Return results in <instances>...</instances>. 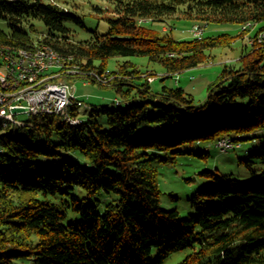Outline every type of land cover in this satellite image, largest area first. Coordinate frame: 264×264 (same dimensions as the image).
I'll use <instances>...</instances> for the list:
<instances>
[{"label":"trees","instance_id":"1","mask_svg":"<svg viewBox=\"0 0 264 264\" xmlns=\"http://www.w3.org/2000/svg\"><path fill=\"white\" fill-rule=\"evenodd\" d=\"M178 13V20L206 27L257 26L264 22V0H118L114 16L105 19L107 32L80 43L70 40L65 25L82 24L71 12L48 0H0L8 26L0 43L31 48L36 21L45 29L37 43L73 56L85 72L103 73L111 58L144 57L164 69L163 81L206 63L208 51L230 48L238 36L175 40L142 24ZM241 54L239 67H222L202 103L182 88L153 92L141 70L125 61L112 71L120 76L116 107L90 105V116L77 126L56 116L0 124V264H162L184 249L190 253L178 264H264V172L252 171L253 162L240 161L252 176L246 183L209 174L213 183L190 198L195 213L186 218L160 208L154 166L223 137L239 148L259 139L248 156L264 164V135L256 136L264 132V49L252 45ZM100 195L115 199L100 210Z\"/></svg>","mask_w":264,"mask_h":264},{"label":"rangeland","instance_id":"2","mask_svg":"<svg viewBox=\"0 0 264 264\" xmlns=\"http://www.w3.org/2000/svg\"><path fill=\"white\" fill-rule=\"evenodd\" d=\"M117 1L118 0H48V2L58 6L59 9L69 11L81 18L82 24L74 21H67L65 23L66 27L70 30V40L73 43L84 42L93 35V32H96L99 35L105 34L109 27L105 19L114 16ZM180 16L181 14L178 13L170 18H165L163 22H147L146 20V22L143 21L142 24L147 27H151L162 34L169 32L175 40H188L190 38L200 39L203 36H216L222 33H229L231 36H238L233 40L230 48H215L208 51L207 54L209 57L206 63L198 66L197 68L175 74L163 81H161L162 78L167 76L164 69L156 63L148 62V60L144 57L111 58L107 61V69H105L103 73H99L91 70L85 72L80 65L76 63L73 56L63 55L57 52L64 58L63 70L60 72L63 77L60 76L58 79L53 78L55 81L54 83H62L70 86V89L74 91L75 97L84 102L81 106H77V108L72 109L76 111L78 109V119L83 121L90 116V105L116 107V101L118 103L121 101V95L114 89L116 87L114 79L119 76V74H113L112 71H116L118 64H122L125 61H130L136 65L135 67L137 69L141 70L143 73L142 76L147 78V82L151 84L153 92L160 91L162 86L182 88L187 95L191 96L195 103H202L207 94V87L217 79L224 65L239 67V60L242 55L241 53H243L244 50L249 52L252 45H262L252 41V39H256L260 34L259 31L262 30H258L257 28L263 27L264 22H261L257 26L255 23L250 22V24L253 25L251 28L246 30H242L241 24L238 27L237 33L234 25L210 24L206 27V25L200 22L178 20V18H181ZM32 23L34 24L36 31H29V34L35 41V44L31 48H15L27 50L47 45L37 43V41L41 40V38L45 36V29L43 25L36 21H33ZM246 23L247 22H245V24ZM195 25L203 27V35H200L197 32H192L191 28ZM0 30L8 32L7 23L2 19H0ZM262 48L264 49V46H262ZM65 70L69 72H64ZM92 73L97 75H108L110 79L105 82H98L95 78L94 80L91 79L93 76ZM43 75L39 76L40 79L43 78ZM48 84H50L48 80L42 83V85ZM130 96L131 99H134V97L136 98L135 92H132ZM120 104L123 105V103ZM14 108L19 109V111L12 113L11 109ZM8 114L11 115L10 117L12 120H7L5 123L0 121L3 129L10 126H22L24 125V122L29 120L30 117H34L27 115L25 110L19 107L10 108L8 110ZM40 116L44 117V115H37V117ZM98 121L100 124L105 126L104 117L100 116ZM259 135H264V132H256V136ZM221 139L215 141V143H202L201 145L186 147L183 154L175 156L176 159L174 163H154L157 170L156 179L160 191L159 200L160 208L162 210H177L182 218L193 215L195 210L192 208L190 198L196 191L213 183V179L209 175L211 173H215L217 175H231L233 178L238 179L241 183L250 181L252 179L250 171L244 163L240 162L241 160L253 162L251 170L255 171L257 175L264 172V164L258 163L248 156L253 149L259 147V139L246 140L241 143L240 148L228 150L227 152L220 151L215 147V144H217V142ZM204 148L207 149L205 153L206 155L201 157L199 154L204 152ZM75 155L76 154H71L68 157L78 161L85 167L86 164L84 159ZM112 195H100L95 197V200L99 201L100 210H103L106 203L115 199V196ZM69 214L72 215L71 213ZM189 253V249L179 250L166 258L162 264H178ZM151 256L153 259L157 257L156 249H153ZM14 264L33 263L31 260H19L15 261Z\"/></svg>","mask_w":264,"mask_h":264},{"label":"built area","instance_id":"3","mask_svg":"<svg viewBox=\"0 0 264 264\" xmlns=\"http://www.w3.org/2000/svg\"><path fill=\"white\" fill-rule=\"evenodd\" d=\"M191 29L192 32L203 35V27L200 25H195ZM259 32L257 38L252 39L258 44L259 40H264V30ZM26 53H33V60H26ZM41 56H51L47 53L44 45L27 49L26 52H17L4 50L3 44H0V115L10 117L8 110L13 107L24 109L27 115L41 112L46 108H56L57 114L65 120L76 123L82 122L78 119V115H76V120H68V112H72L74 105H82L84 102L75 97L70 86L54 83L53 78L58 79L62 76L61 74L60 76H53L51 73V66H57L56 61L52 58L51 65H44L41 63ZM58 69L62 72L63 67H58ZM64 72L69 71L65 70ZM40 75H43V78L40 79ZM46 80L50 84L42 85ZM45 93L53 94V102L45 101ZM116 103L118 102L116 101ZM10 119L12 120L11 117ZM239 146L224 145V138L215 144V147H218L220 151L232 150L239 148Z\"/></svg>","mask_w":264,"mask_h":264},{"label":"bare ground","instance_id":"4","mask_svg":"<svg viewBox=\"0 0 264 264\" xmlns=\"http://www.w3.org/2000/svg\"><path fill=\"white\" fill-rule=\"evenodd\" d=\"M252 25L250 24V22H247L246 24L245 23L242 24L241 28H242V30H246L248 28H251ZM259 44H262L261 46H264V40H259ZM44 46L47 49V53L50 54L52 57L51 56H41V63H44V65H51L52 64V58H54L57 66H51V73H53V76H60V69H58V67H63L64 58L62 57V55L57 53V51H55L51 47H49L47 45H44ZM3 49L4 50H15L17 52H26V50H20L18 48L11 47V46L5 45V44H3ZM26 60H33V53H26ZM92 75L93 76L91 77V79L94 80V78H95L98 82H105L106 80L110 79V77L108 75L105 76L104 74L103 75H97L95 73H92ZM45 101L46 102H53V94L52 93H45ZM77 106H81V105H74V108H77ZM37 115H44V116L56 115V116H59L62 119V121H64L69 126H75V125L82 123V122L76 123L75 121L65 120V118H63L61 115L57 114L56 108H46V109H43V111H41V112H35V113L29 114V116H37ZM7 120H11L10 117L0 115V121L5 123V121H7ZM68 120H76V115H73L72 112H68ZM224 145L235 146V145H240V144L235 143L230 138H224ZM216 148L218 149V147H216ZM223 152H227V151H223Z\"/></svg>","mask_w":264,"mask_h":264},{"label":"water","instance_id":"5","mask_svg":"<svg viewBox=\"0 0 264 264\" xmlns=\"http://www.w3.org/2000/svg\"><path fill=\"white\" fill-rule=\"evenodd\" d=\"M16 111H19V109H11V112L13 113V112H16Z\"/></svg>","mask_w":264,"mask_h":264},{"label":"crops","instance_id":"6","mask_svg":"<svg viewBox=\"0 0 264 264\" xmlns=\"http://www.w3.org/2000/svg\"><path fill=\"white\" fill-rule=\"evenodd\" d=\"M236 32L238 33V27H236Z\"/></svg>","mask_w":264,"mask_h":264}]
</instances>
